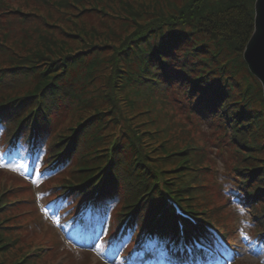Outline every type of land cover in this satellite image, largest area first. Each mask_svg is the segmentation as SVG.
<instances>
[{"label": "trees", "instance_id": "trees-1", "mask_svg": "<svg viewBox=\"0 0 264 264\" xmlns=\"http://www.w3.org/2000/svg\"><path fill=\"white\" fill-rule=\"evenodd\" d=\"M94 1L96 0H44L59 13V21L54 24L64 25L68 30L67 36L59 38L50 31L45 32L44 28H36L29 33V37L34 35L37 38L35 43L39 44H35L25 61L0 67V80H18L22 77L32 80L28 89L16 93L7 104L0 107V124L4 122L6 128L9 124L14 128L16 123L18 125L14 129L12 141L17 143L21 138L26 143L31 141L33 147L46 144L50 148L49 154L58 161L69 162L70 158L75 159L72 160V165L77 177L74 183L67 184L65 188L77 190L80 194L79 189L92 187L104 170L110 150L107 146L111 144V140L105 141L106 147H98L95 142L106 145V135L101 133L107 130L108 124L115 126L119 123L117 102L131 105L133 100L128 94L130 89L138 92L136 88L143 85L146 89L173 87L177 92L186 94L189 101L194 98L201 107L220 108L216 116L224 119L235 141L237 138L238 145L251 146L254 133L250 129L257 123L258 116L264 120V103L262 99H254L249 80L245 79L241 83L233 81L235 72L227 64V56L223 59L220 57L223 51L227 55V42L240 39L244 45L251 34L253 16L244 6L229 4L225 13L219 10L216 13H206L204 7L207 0H180L175 13L169 11L164 17H152L146 23L135 26L136 29L123 40L117 55L109 57L111 67L106 88L97 92L98 97L93 95L89 97L88 103L83 104L76 97L73 87L81 85L80 90L93 92L87 89L83 81L88 82L94 77L91 63L95 59L88 60L85 56L91 53L90 49L93 52L100 45L98 42H91L93 37L88 36V28L77 21L76 13L86 5L106 9L103 3L97 4ZM164 1L169 4V0ZM70 16L73 18L68 25L67 19ZM45 22L53 24L43 19V25ZM78 34L83 39L81 46L75 48L68 38ZM80 64L83 65L79 66ZM9 67L14 68L7 69ZM87 78L89 79L86 80ZM33 107H37L34 131L31 129ZM65 118L69 122L75 120V125L56 131L57 125ZM126 124L127 130L132 131L131 136L136 134V139L129 138L121 144L122 138L117 140L114 137L112 167L105 175L97 205L98 212L116 202L120 192L128 194V199L132 197L139 201L140 210L126 219L127 209L134 204L127 200L122 205L125 209L119 208L115 212V228L121 227L126 232L140 223L142 231L151 228L160 237L170 239V234H177L172 213L165 212L153 227L149 226L150 218L163 201L161 185L150 190L155 176L146 164L154 147L142 143V133H138L137 127L129 124L127 118ZM52 132L54 134L50 136ZM117 132L114 135H118ZM10 134L12 129H7V137ZM80 135L82 139L79 145ZM172 154L175 153H168L166 156ZM251 158L258 159L255 156ZM188 162V158L183 157L178 166L187 168ZM260 162L262 163L255 162L248 164L249 167L241 168L239 188L244 192L248 204L261 202L262 213L254 211L261 219L264 217V186L261 185L264 184V157ZM164 170L160 169L159 172L165 177ZM98 171L99 174H96ZM83 182L85 185L79 186ZM251 182L254 183L251 185ZM168 184L180 201L192 198L190 190L193 186L189 182ZM185 206L196 213L189 204ZM188 226L191 227L190 224ZM185 238L187 243H192V238L200 240L205 247L213 244L212 233L205 226L192 227L191 234ZM262 239L264 240V234Z\"/></svg>", "mask_w": 264, "mask_h": 264}, {"label": "rangeland", "instance_id": "rangeland-1", "mask_svg": "<svg viewBox=\"0 0 264 264\" xmlns=\"http://www.w3.org/2000/svg\"><path fill=\"white\" fill-rule=\"evenodd\" d=\"M99 1L101 2H94L103 3L106 9L102 10L99 6L90 7L86 5L76 13L77 21L85 25L88 28V36L93 37L91 42H98L100 45L93 52L90 49L91 53L85 56L88 60L95 59L91 63L94 67V77L88 82L83 81L87 89L93 90V92H87V95L97 97V92L104 87L106 88L111 67L108 62L109 57H113V54L117 55L125 37L136 29L135 26L146 23L152 17H164L169 11L175 13L180 2V0H169L168 4L164 0ZM254 1L207 0L204 11L216 13L219 10L221 13H225L229 4H239L244 6L253 16ZM58 15L59 13L56 12L55 8L53 10L44 0H0V66L15 61H25L35 44H39L35 43L37 38H34V35L29 37V33L36 28H44L45 32L50 31L59 38L67 36L68 30L64 25L54 24L59 21L57 20ZM72 18L73 16H70L67 19L68 25ZM43 19L53 24L49 25L45 22L43 25ZM82 39V35L78 34L74 37L70 36L68 41L73 42L72 47L76 48L81 46ZM83 43L86 44V42ZM227 44V55H224L223 51L220 57L223 59L227 56V64L235 72L233 81L241 83L245 79L249 80L248 83L251 85V93L254 99L259 101L262 99L264 103L260 82L249 72L242 59L245 44L242 45L240 39H232ZM31 83V78H29V82L22 78L20 85L12 93L28 89ZM132 90L130 89L128 93L133 100L132 104L117 102L120 111L119 123L115 126L108 124L107 130L113 127L110 132H116L119 129V137L123 140L124 135H131L132 133V131L127 130L128 126H126V118L129 119V124L137 127L138 133H142V143L147 144L148 147H154L149 159L165 168L174 167L177 162L174 159L177 157L176 155L163 159L162 155L165 152L184 149L187 145L192 146L193 149L190 152L200 158V163L196 166L198 170L195 173L196 175L200 174V177L204 178L205 186L207 185V191L205 186L203 188L207 193V207L215 205L213 200L218 204L226 202L228 207L223 210L229 214V217L227 216V219L221 222L227 224L232 222L235 225L233 238L237 241L235 248L237 261L234 264H264V245L255 242V239L253 240L255 221L246 211L248 207H244L232 198L235 192L230 190L231 188L226 182L231 179L228 176V171L234 161L240 160V163L251 162L254 164L263 160L264 120L261 116H258L257 123L250 129L251 133H254V142H251V146H241L242 148H240L241 152H247V155H254L258 159L252 160L246 156L244 160V154L233 149L235 146L230 141L229 135L222 134L220 130L198 118L193 117L190 120L186 111L180 109L177 104H172L173 100L167 94L159 95L156 92L148 96L151 90L143 86L136 88L138 92ZM99 102L102 104V101ZM249 114L251 115V112ZM74 122L75 120L72 121V123ZM68 123L70 124L71 121L62 123V125L64 124L63 129L68 126ZM205 165L209 167L207 169L208 175H206ZM11 168H14L15 171L5 167L0 170V193L11 202L0 212V219H7L2 220L0 233L1 230L9 232L6 237L15 236L17 241L0 250V264H12L14 260L26 253H30V255L37 253L38 256L35 258L34 264H108L103 262L104 256L94 250L87 252L74 250L76 248L71 249L73 248L72 245L67 242L65 244L61 239L59 226L56 222L53 226L48 225L42 220V218L44 219L43 215L40 216L39 221L38 212L48 211L44 208V203L47 200L45 197L47 190L45 189L56 182L58 177H54L45 183L38 181L34 186L30 184L27 187L23 180L25 178L20 175L22 170L18 169L17 166ZM66 173L67 170L63 176ZM192 173L194 172L192 171ZM170 174L173 173L170 172ZM261 185L264 186V184ZM22 199L23 201H21ZM198 202H203V199H199ZM50 245L54 246L50 247ZM117 264L119 263L117 262Z\"/></svg>", "mask_w": 264, "mask_h": 264}, {"label": "water", "instance_id": "water-1", "mask_svg": "<svg viewBox=\"0 0 264 264\" xmlns=\"http://www.w3.org/2000/svg\"><path fill=\"white\" fill-rule=\"evenodd\" d=\"M253 21V31L245 44L242 54L249 71L260 79L264 98V64L258 62L253 56V52L258 47L264 46V0L254 1Z\"/></svg>", "mask_w": 264, "mask_h": 264}, {"label": "snow or ice", "instance_id": "snow-or-ice-1", "mask_svg": "<svg viewBox=\"0 0 264 264\" xmlns=\"http://www.w3.org/2000/svg\"><path fill=\"white\" fill-rule=\"evenodd\" d=\"M253 56L255 57V59L260 62L261 64H264V46L258 47L254 52H253ZM3 150H0V153H2ZM3 160V155L0 154V161ZM0 166H7L6 164L0 163ZM13 171H15V169H12Z\"/></svg>", "mask_w": 264, "mask_h": 264}, {"label": "bare ground", "instance_id": "bare-ground-1", "mask_svg": "<svg viewBox=\"0 0 264 264\" xmlns=\"http://www.w3.org/2000/svg\"><path fill=\"white\" fill-rule=\"evenodd\" d=\"M253 12H254V10H253ZM253 20H254V17H253ZM254 22V21H253ZM254 27V26H253ZM252 31H253V29H252ZM252 31H251V34H252ZM250 34V35H251ZM250 37V36H249ZM242 59L244 60V58H243V54H242ZM245 62V61H244ZM260 83H261V81H260ZM262 84V83H261Z\"/></svg>", "mask_w": 264, "mask_h": 264}]
</instances>
